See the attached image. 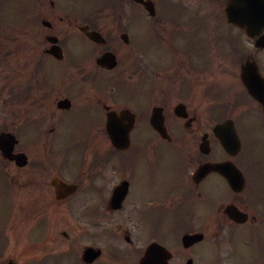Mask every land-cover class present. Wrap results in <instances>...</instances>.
<instances>
[{
    "label": "flooded vegetation",
    "instance_id": "obj_1",
    "mask_svg": "<svg viewBox=\"0 0 264 264\" xmlns=\"http://www.w3.org/2000/svg\"><path fill=\"white\" fill-rule=\"evenodd\" d=\"M226 5L27 0L23 66L10 52L0 75V264L19 247L87 264L101 235L106 264H138L161 234L204 236L170 264L205 242L203 264H264V47ZM230 121L236 153L215 132Z\"/></svg>",
    "mask_w": 264,
    "mask_h": 264
},
{
    "label": "water",
    "instance_id": "obj_2",
    "mask_svg": "<svg viewBox=\"0 0 264 264\" xmlns=\"http://www.w3.org/2000/svg\"><path fill=\"white\" fill-rule=\"evenodd\" d=\"M226 11L229 20L241 27H245L251 36L258 34L264 29V0H229ZM259 44L264 45V37ZM196 239L198 237L185 236L183 241L189 245ZM199 239L201 238L199 237ZM170 257L166 253V249L158 244H153L149 247L141 264H168ZM189 264L192 263L189 262Z\"/></svg>",
    "mask_w": 264,
    "mask_h": 264
},
{
    "label": "rangeland",
    "instance_id": "obj_3",
    "mask_svg": "<svg viewBox=\"0 0 264 264\" xmlns=\"http://www.w3.org/2000/svg\"><path fill=\"white\" fill-rule=\"evenodd\" d=\"M4 2L5 3L3 4V2L0 1V12H1V14H0V34H2L3 32H5L4 34H8V35L10 33H12L13 37L14 38L16 37L17 43H15V44L11 43L10 44L9 42H2V47L0 49V53L3 55V57H7V52L10 50V46H11L12 47L11 51L15 50V51H17V53H20L22 56H24V54H25V43H24V39L22 37L23 32H24L22 25H16L15 28L10 30V31L13 30L12 32L9 31V29H8L9 27L4 28L5 25L3 27L1 26V24L7 23L5 21L8 17H7V15L4 14V12H6V13L10 12V15L12 17L14 14V10H15V12H17V16H16V18L13 17V19H15L18 22V24L21 22L22 19L19 18L18 13L22 7L23 0H10V1L5 0ZM18 38H19V40H18ZM1 60H2V58H1ZM23 62H24V57L20 58V63H21L20 65L23 66ZM0 65H1L0 66V73H1L0 75L4 76L5 78H8L9 77L8 72H7V70L4 69V67L8 68L10 66L3 65L1 63H0ZM12 66H13V64H12ZM2 74H4V75H2ZM0 87H2V86L0 85ZM1 94H2V91H1ZM177 237L180 238V236H177ZM205 248H206L205 245H200L196 248V251L202 253V251H204ZM29 251L30 250L24 251V248H22V247H19L16 249H11V250L7 251V257H9V259H13V258L17 259L21 264H25L24 261L28 258V257H26V254ZM36 253H38L39 257L42 256V254L40 252L36 251ZM197 259H198L197 264H201L202 257L199 254H197Z\"/></svg>",
    "mask_w": 264,
    "mask_h": 264
}]
</instances>
